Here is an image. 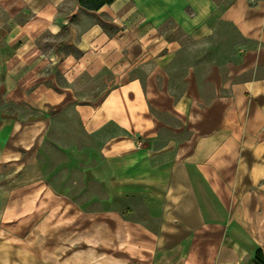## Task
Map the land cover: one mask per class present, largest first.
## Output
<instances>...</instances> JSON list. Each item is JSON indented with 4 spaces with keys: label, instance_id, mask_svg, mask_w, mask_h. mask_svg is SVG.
Listing matches in <instances>:
<instances>
[{
    "label": "crops",
    "instance_id": "obj_1",
    "mask_svg": "<svg viewBox=\"0 0 264 264\" xmlns=\"http://www.w3.org/2000/svg\"><path fill=\"white\" fill-rule=\"evenodd\" d=\"M10 222L0 264H264V0H0Z\"/></svg>",
    "mask_w": 264,
    "mask_h": 264
},
{
    "label": "rangeland",
    "instance_id": "obj_2",
    "mask_svg": "<svg viewBox=\"0 0 264 264\" xmlns=\"http://www.w3.org/2000/svg\"><path fill=\"white\" fill-rule=\"evenodd\" d=\"M215 1L221 2L223 4H228L232 0H215ZM231 37L232 36H229V35L226 34V37L223 39V41H225V43H227L228 41L231 40V39H229ZM236 39H237V36L236 35L233 36V40L237 41ZM181 42L185 46L184 50L182 51V54L180 55V57L182 58V61H183V62L182 61L180 62L181 63L180 64V69L183 72V70H186L185 68H187L186 65H187L189 59L191 61V59L196 57V59L198 61V60L203 59L205 55H203L204 54L203 51L196 50V52L193 53L191 50H189L187 48V44H189L191 42L190 39L183 37L181 39ZM211 52L212 53L208 54V51H206V53H207L206 57L208 59H212V63L214 64L212 66V69L213 70L216 69L217 72L220 71L221 73H223L225 71V69H224V66H222L223 65L222 63H224L225 59L228 57V52L226 51V52L223 53V51H220V50H212ZM198 67H199L200 71H199V73L197 72V74L200 75V78H203L204 74H207V75L210 74L209 68L205 70L203 68L202 64H200ZM198 67H197V69H198ZM175 71H177V70H175ZM212 73H215V70ZM218 74L219 73H216V75H218ZM41 148H43V147H41ZM0 224H2V223H0ZM11 224H13V222H10L8 224H2L3 226H0V234L11 233L12 229L14 228ZM2 229H3V231H2ZM15 229H16L17 233L18 232L22 233V232H24L27 229V227L21 226V227H15ZM122 253L123 252H121V254Z\"/></svg>",
    "mask_w": 264,
    "mask_h": 264
},
{
    "label": "trees",
    "instance_id": "obj_3",
    "mask_svg": "<svg viewBox=\"0 0 264 264\" xmlns=\"http://www.w3.org/2000/svg\"><path fill=\"white\" fill-rule=\"evenodd\" d=\"M114 0H78V3L81 7L87 9V10H98L103 5L110 4ZM257 256H260V252L257 253ZM260 258V263L264 262L262 260V257Z\"/></svg>",
    "mask_w": 264,
    "mask_h": 264
},
{
    "label": "built area",
    "instance_id": "obj_4",
    "mask_svg": "<svg viewBox=\"0 0 264 264\" xmlns=\"http://www.w3.org/2000/svg\"><path fill=\"white\" fill-rule=\"evenodd\" d=\"M142 145V140L141 139H136L135 146L139 148Z\"/></svg>",
    "mask_w": 264,
    "mask_h": 264
}]
</instances>
